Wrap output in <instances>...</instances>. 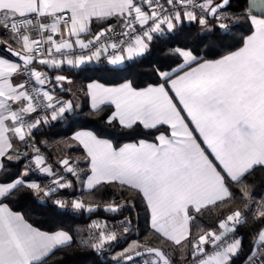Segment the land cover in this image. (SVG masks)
I'll list each match as a JSON object with an SVG mask.
<instances>
[{
  "label": "snow or ice",
  "instance_id": "1",
  "mask_svg": "<svg viewBox=\"0 0 264 264\" xmlns=\"http://www.w3.org/2000/svg\"><path fill=\"white\" fill-rule=\"evenodd\" d=\"M231 9L232 0H0V34L6 37L0 46L15 57H0V264H48L50 256L74 243L110 255V264H172L149 242L115 251L122 239L117 230L127 234L130 220L111 227L92 221L89 237L76 241L69 230H43L10 206L23 194L64 209L69 201L60 193L74 187L69 177L81 195L84 189L91 195L116 188L120 196L139 201L153 235L177 246L187 241L189 264H235L243 251V236L236 233L243 225H258L244 264H264V196H253L254 175L264 173V0H250L242 13ZM240 20L250 24V34L236 47L231 33ZM185 22L211 32L224 51L170 49L175 66L155 68L156 81L146 85L131 78L115 86L87 82L89 115L108 106L106 124L142 129L147 136L114 145L94 131H76L70 140L83 149L86 169L78 171L66 157L57 161L62 171H53L34 133L67 119L80 105L60 98L54 88L35 87L47 82L68 92L63 84L72 81L63 74L49 77L34 65L90 70L103 59L115 69ZM18 76L25 78L15 82ZM21 160L28 161L24 170L9 175L6 162ZM33 172L52 179L42 185L29 178ZM230 201L243 208L230 210L215 227L196 224L209 206ZM70 206L94 211L79 197ZM120 208L110 203L104 211Z\"/></svg>",
  "mask_w": 264,
  "mask_h": 264
},
{
  "label": "trees",
  "instance_id": "2",
  "mask_svg": "<svg viewBox=\"0 0 264 264\" xmlns=\"http://www.w3.org/2000/svg\"><path fill=\"white\" fill-rule=\"evenodd\" d=\"M248 3L249 0H232V9L230 11L242 13ZM249 28L250 24L247 21H238L237 26L231 33L234 40L230 41V43H233L236 47L240 46L242 38L250 34ZM0 37L2 41L6 39L2 34H0ZM12 47L14 49H19V47L15 45ZM175 47L195 49L199 51L201 55H206L210 52L222 53L224 51L220 48L219 42L214 38L211 32L202 30L198 23L188 24L185 22V24L177 30L167 33L164 36H157L150 45L149 51L143 56L120 65L115 69L101 60L99 63L89 65L88 69L90 70L72 69L70 67H63V70L67 74L85 82L99 80L105 84H118L125 79L131 78L138 84L146 85L156 81L157 76L154 72L155 68L175 66L174 59L168 55L169 50ZM0 54L15 59L9 52L4 51V46H0ZM209 58L214 57L209 56ZM89 111L90 103L89 100L85 98L75 114L69 115L65 120L54 122L48 126H42L34 133L36 145L39 147L41 154L47 158L49 164L57 167L52 145L61 140L70 138L74 132L80 129H90L99 136L110 139L114 145H121L127 141H136L147 136V133L142 129L127 131L121 129L119 126L113 127L106 124L105 119L108 113V106H105L104 111L97 113L95 116L89 115ZM24 162L25 160L19 162L13 161L10 163L6 162L11 169L9 175L14 176L20 173ZM37 177L42 182L46 179L44 176ZM253 182L255 183L253 196L255 199L259 200L264 196V173L257 170ZM68 191L73 194H81L82 192L76 189H70ZM64 192L65 190H62L61 193ZM119 192L120 190L116 188H106L90 195L87 190H83V197L91 201H98L100 203L116 201L124 203L117 213H109L100 209H96L91 213L86 211L77 212L74 211L71 206L61 209L53 206L51 200L46 203H41L33 197H26L23 194L14 197L10 206L14 211H19L21 214L25 215L34 226L41 227L43 230H69L76 241L79 240L77 230L81 226H87L94 218L106 217L109 219H118L126 215L131 221V229L126 236L114 245L115 251L122 250L131 240L136 239L141 243L149 242L153 247H162L165 252L173 258V254H171L173 244L163 242L149 231L146 215L140 202L122 197L119 195ZM222 217L223 214L216 211L215 206H209L208 209L204 210L203 215L197 216L196 224H199L203 228H212L218 224L219 218ZM258 230V225L250 226L246 224L239 228L238 234L243 236V251L235 258V264L244 263L245 257L249 254L252 247V233ZM192 231H196L195 225H193ZM186 248L189 254L190 248L187 246V241ZM173 261L179 264L174 258ZM48 264H110V255H98L92 251L81 250L77 247L76 243H74L71 248L59 250L50 256L48 258Z\"/></svg>",
  "mask_w": 264,
  "mask_h": 264
},
{
  "label": "crops",
  "instance_id": "3",
  "mask_svg": "<svg viewBox=\"0 0 264 264\" xmlns=\"http://www.w3.org/2000/svg\"><path fill=\"white\" fill-rule=\"evenodd\" d=\"M249 3H250V0H249ZM209 26L211 27V25H209ZM0 57L8 58L9 60H15L14 58H10V57H7V56L2 55V54H0ZM127 62H129V61H126L124 64H126ZM34 67H35V65H34ZM64 67H69V66L65 65ZM37 68H39V70H41V71H46L49 77L54 78L55 75H57V74H63V75H65L66 77H68L72 81L71 84L67 83V81L64 82V84H63V88L70 89V91H68V92H64V91L61 90L60 87H56L54 84H50V83H47V82H46L45 85L42 86L43 89L54 88L55 94L57 96H59L60 98H63V99H74L80 106L82 105L83 100L85 98H87V96L85 95V93L83 91V88L86 86L87 82L82 81V80H80L78 78H75V77L67 74L63 70V68L61 70H59V71H56V70H48V69L44 68V66H40V65ZM21 80H22V76L14 77V81L15 82H19ZM118 84H106V85L115 86V85H118ZM80 130H90V129H80ZM90 131H92V130H90ZM102 138H104V137H102ZM105 139H108V138H105ZM131 142H135V141H127L125 143H131ZM70 144L72 145L71 148L69 147ZM58 147H59V150L61 152L56 151L57 150L56 148H58ZM19 150L21 152L24 151L22 145L19 146ZM52 151H53L54 158H55L56 162L59 161L60 159L69 157L74 162H76L78 164V168H77L78 171L80 169H86V167H87V161L83 159V155H84L83 149L81 147L77 146L76 145V142L71 141L70 138H67L65 141H62L61 143H58L55 146H52ZM25 165L26 164L24 162V165L22 167V171L24 170ZM51 166L53 168V171H62V169H59V168H57V167H55L53 165H51ZM29 178L31 180H35V181L41 183V180L35 174H33V173H30L29 174ZM69 178L70 179H73L74 187L72 189H76L77 191H82L80 185L76 184L74 178H72V177H69ZM64 190H65V192L64 193H61L62 194V198L65 199V200H67V201H69L68 206H70V201L72 200L71 197H72V194L73 193L70 192V191H68L70 189H64ZM84 190H86V189H84ZM232 203L235 204V203H238V202L237 201H230V202H227V203H221V204H219L218 207L215 206V210L218 211V212H220V213H222L223 216H225V215L229 214V211L230 210H234L236 208H241V209L243 208V205L242 204H240L239 207L237 206L236 208H232V207L230 208V207H228V205H230ZM104 219H107V218L106 217H100L98 220L102 223V222H104ZM124 236H126V235H122L121 237L123 238ZM87 238H88V225L83 230V232L80 233V235L78 234V239H87ZM185 244H186V241L183 242V246H177V245L173 244L174 245V248H177L175 250L178 251L179 250L178 248H181V251H180L181 252L180 253L181 256H179L180 254L178 255V253H176L174 255V259H176L178 261V263H182L183 264V262H184L183 260H185L186 259V256L188 255V252L185 249L186 248ZM179 258L182 260L181 262L179 261Z\"/></svg>",
  "mask_w": 264,
  "mask_h": 264
},
{
  "label": "built area",
  "instance_id": "4",
  "mask_svg": "<svg viewBox=\"0 0 264 264\" xmlns=\"http://www.w3.org/2000/svg\"><path fill=\"white\" fill-rule=\"evenodd\" d=\"M25 77H23L22 76V80L24 79ZM33 84H35V82L33 81L32 82ZM35 87H39V88H42V86H40V85H38V84H36L35 85ZM43 89V88H42ZM70 161H72V160H70ZM74 162V161H73ZM28 163V161L27 160H25V164H27ZM33 174H35L36 176H41V177H46V179H45V185L46 184H49L50 183V180L52 179L51 177H48V176H46V175H41V174H39V173H37V172H33ZM60 196H61V198H62V194L60 193ZM77 197H79V198H81V199H83L87 204H91V205H98L99 206V209L100 210H102V211H104V208H105V206H107L108 204H110V203H115V204H118V205H120L121 206V204H122V206L124 205V203H122V202H116V201H111V202H106V203H101L102 205H99L96 201H91V200H89V199H85L84 197H83V195H81L80 193H75V194H73L72 195V199H75V198H77ZM122 206H121V208H122ZM95 208H97V207H95ZM95 208H94V210H95ZM120 208V209H121ZM129 220V218L125 215V216H123V217H120V218H118V219H109V218H107V219H104V222H107V224L111 227V226H115V225H117L118 224V222H120V221H123V220ZM92 222V221H91ZM91 222L89 223V225L91 224ZM104 222H102V223H104ZM130 229H131V225H130ZM117 234H118V236H122V235H126V234H124L123 233V229L121 228V229H118L117 230ZM238 236H240L239 234H238V232L236 233ZM88 237H89V231H88ZM190 253V252H189ZM189 260H190V255L188 254V256L186 257V262H185V264H189ZM138 264H139V262H138ZM244 264V263H243Z\"/></svg>",
  "mask_w": 264,
  "mask_h": 264
},
{
  "label": "rangeland",
  "instance_id": "5",
  "mask_svg": "<svg viewBox=\"0 0 264 264\" xmlns=\"http://www.w3.org/2000/svg\"><path fill=\"white\" fill-rule=\"evenodd\" d=\"M39 65H35V67H38ZM66 139H64V140H61V141H59V142H57V143H55V144H53L52 146H55V145H57L58 143H61L62 141H65ZM57 150L56 151H58V152H61L60 150H59V147L58 148H56ZM60 155V154H59ZM67 158H69V157H67ZM70 160H72L71 158H69ZM61 160V159H60ZM73 161V160H72ZM41 184L42 185H45V181L44 182H42L41 181ZM99 205H102L100 202H98V201H96ZM239 205H240V203H235V204H230V205H228V207H232V208H236L237 206L239 207ZM97 205H93V207L95 208ZM121 206H122V204H121ZM227 208V207H226ZM96 209H99V207H97V208H95V210ZM100 217H96V218H94L92 221H99L98 219H99ZM111 219V218H110ZM100 222V221H99ZM88 227H89V224H88ZM86 228V226H81L79 229L81 230V231H78V234L80 235V233H82L83 232V230ZM134 241H138V240H136V239H133V240H131L127 245H126V247L129 245V244H132ZM185 246H186V244H185ZM172 248H173V250L171 251V254H173L172 256H173V258H174V255L176 254V253H178V255L181 253L180 251H181V248H178L179 250L177 251V250H175V249H177V248H174V245H172ZM186 250H187V248H185ZM190 252V251H189ZM179 256H181V254L179 255ZM188 256V255H187ZM186 256V257H187ZM179 261L181 262L182 260L179 258ZM184 262H183V264H185V262H186V259L185 260H183ZM139 262V261H138ZM179 264H182V263H179Z\"/></svg>",
  "mask_w": 264,
  "mask_h": 264
},
{
  "label": "water",
  "instance_id": "6",
  "mask_svg": "<svg viewBox=\"0 0 264 264\" xmlns=\"http://www.w3.org/2000/svg\"><path fill=\"white\" fill-rule=\"evenodd\" d=\"M0 41H2V38L0 37ZM16 51H19L18 49H15ZM157 248H161V249H163L162 247H159V246H156ZM164 250V249H163ZM165 251V250H164ZM166 255L168 256V258H170V260H171V262H172V264H176L174 261H173V259L168 255V253L166 252Z\"/></svg>",
  "mask_w": 264,
  "mask_h": 264
}]
</instances>
